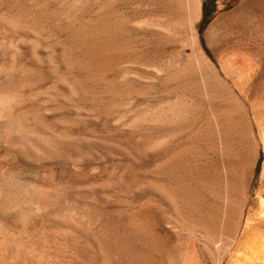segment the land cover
I'll return each mask as SVG.
<instances>
[{
  "label": "rangeland",
  "instance_id": "rangeland-1",
  "mask_svg": "<svg viewBox=\"0 0 264 264\" xmlns=\"http://www.w3.org/2000/svg\"><path fill=\"white\" fill-rule=\"evenodd\" d=\"M246 1L0 0V242L36 264H264Z\"/></svg>",
  "mask_w": 264,
  "mask_h": 264
},
{
  "label": "bare ground",
  "instance_id": "bare-ground-1",
  "mask_svg": "<svg viewBox=\"0 0 264 264\" xmlns=\"http://www.w3.org/2000/svg\"><path fill=\"white\" fill-rule=\"evenodd\" d=\"M192 2V1H191ZM194 2V1H193ZM194 4V3H193ZM255 0H247L245 3L242 4V6L240 8H238V10H236L234 12V15H236V18L238 20V22H242V20H245L246 18L250 17V14H253L255 12H257V5H255ZM258 14V12H257ZM226 18V17H225ZM224 18V19H225ZM223 18L220 19L219 22H223L224 20ZM28 20V19H27ZM221 24V23H220ZM219 25V24H218ZM197 43V42H196ZM195 48L198 52V56H199V61H200V69L203 71L204 75H205V78H206V81L210 84H213L216 82L217 78H216V75H215V72H214V69L212 68L211 64L208 62V60L202 55V53L200 52V50L197 48V46L195 45ZM72 58V57H71ZM10 68V67H9ZM197 68V67H196ZM203 79V78H202ZM220 81V80H219ZM205 82V81H204ZM220 86V85H219ZM224 87V86H223ZM220 90V89H219ZM214 92V91H213ZM224 94V93H223ZM2 95V94H0ZM5 95V94H4ZM9 95V94H8ZM10 96V95H9ZM14 96V95H13ZM1 98V96H0ZM3 98V97H2ZM8 99V98H7ZM14 99V98H13ZM1 100V99H0ZM10 100V99H9ZM14 101V100H13ZM1 102V101H0ZM6 103L8 101H5ZM10 102V101H9ZM10 104V103H9ZM12 107L10 106L8 112H7V116H10V117H13L14 116V112L13 110L11 109ZM1 109V108H0ZM16 110V109H15ZM4 112V111H2ZM1 112V113H2ZM3 114V113H2ZM4 115V114H3ZM17 115V114H16ZM260 121V120H259ZM16 123V122H15ZM18 123V122H17ZM21 123V122H20ZM11 125V124H10ZM13 127V125H11ZM17 126V125H16ZM23 128V127H22ZM2 129V128H1ZM0 129V130H1ZM5 129V128H4ZM13 131V129H12ZM23 131V130H22ZM27 131V130H26ZM2 132V131H1ZM8 132V131H7ZM24 132V131H23ZM71 132V131H70ZM15 132L13 131V133H11L10 135V141L12 145L14 143V139L16 138L14 135ZM22 133V132H21ZM8 134V133H7ZM27 134V133H26ZM1 135V134H0ZM18 135V134H17ZM2 137V136H1ZM19 138V137H18ZM28 139V138H27ZM51 139V138H50ZM49 139V140H50ZM17 140V139H16ZM57 140V139H56ZM48 141V140H46ZM17 142V141H16ZM20 142V141H19ZM66 144V143H65ZM65 144H63L61 146V148L65 147ZM48 145V144H47ZM51 145V143H50ZM53 146V145H52ZM9 147V146H8ZM11 147V146H10ZM47 147V146H46ZM50 147V146H49ZM53 148V147H51ZM50 149V148H49ZM52 150V149H51ZM56 150V149H54ZM57 151H61L60 149H58ZM233 174V173H232ZM231 174V175H232ZM236 176V175H235ZM1 182V181H0ZM2 190H5L4 192V195L3 196H10L11 198H13L14 196V190L11 188V187H8L7 185L2 187V185L0 184V191ZM167 190V189H165ZM166 192V191H164ZM171 196V195H170ZM172 197V196H171ZM7 200V199H6ZM2 202H5V201H2ZM8 202V201H7ZM12 204L15 205V201H13L12 199ZM6 203V202H5ZM9 204V203H7ZM5 205V204H4ZM1 206V205H0ZM2 207V206H1ZM0 207V208H1ZM13 207V206H12ZM8 208V206H7ZM6 209V208H5ZM1 211V210H0ZM10 211V210H9ZM5 212V210H4ZM3 210H2V213H4ZM2 213H0V217L2 215ZM7 213V212H6ZM5 215V214H4ZM3 216V215H2ZM7 216V215H5ZM8 217V216H7ZM11 220V218H10ZM9 220V221H10ZM233 226V225H231ZM232 228V227H230ZM13 229V228H12ZM237 231V230H236ZM235 231V232H236ZM230 232V231H229ZM233 234V233H232ZM14 242V241H13ZM232 244V243H231ZM115 246V245H114ZM21 251V250H19ZM41 254V253H40ZM39 254V255H40ZM24 253H19L18 250L16 252V250L14 249L13 247V244H12V239L10 238V234H7V236L3 237V240L0 242V264H26V261L28 260L27 264H36L35 262L32 261V259H28ZM43 255V254H42ZM40 255V262H42L41 264H45L44 260L47 262L46 259H44L45 257ZM33 257V256H32ZM30 258V257H29ZM39 263V262H37ZM40 264V263H39Z\"/></svg>",
  "mask_w": 264,
  "mask_h": 264
}]
</instances>
